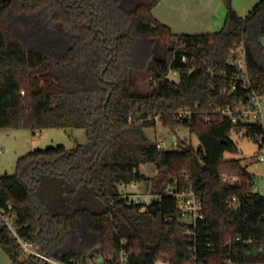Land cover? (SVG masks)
Returning <instances> with one entry per match:
<instances>
[{
    "label": "trees",
    "instance_id": "trees-1",
    "mask_svg": "<svg viewBox=\"0 0 264 264\" xmlns=\"http://www.w3.org/2000/svg\"><path fill=\"white\" fill-rule=\"evenodd\" d=\"M159 3L0 0V130L83 129L89 141L19 158L13 175L0 176V214L60 264H264V196L250 192L239 161L223 158L238 151L232 133L264 149V124L222 114L239 118L253 92L264 96V0L245 17L223 0V27L199 36L173 35L152 15ZM139 76L150 77L146 92L135 88ZM155 117L198 146L158 151L143 130ZM222 173L238 181L227 186ZM141 182L159 197L144 211L120 192ZM169 191L195 192L203 219L184 222ZM0 247L11 264H36L4 226Z\"/></svg>",
    "mask_w": 264,
    "mask_h": 264
},
{
    "label": "rangeland",
    "instance_id": "rangeland-1",
    "mask_svg": "<svg viewBox=\"0 0 264 264\" xmlns=\"http://www.w3.org/2000/svg\"><path fill=\"white\" fill-rule=\"evenodd\" d=\"M221 1L223 2V0ZM260 1L261 0H231V4L234 11L240 17H245ZM262 44L264 47V39L262 40ZM235 62L239 68L242 70L245 69L240 50L236 53ZM167 78L173 83L179 82L177 73L170 72ZM149 80V76L136 77L135 88L138 92H146L148 90ZM154 122L155 124L153 127L143 129L144 133L147 138L153 142L161 140L164 143L165 151L177 149L182 141L195 148L198 146L196 136L189 134L188 131L178 130L176 134H173L161 125L158 117L154 119ZM230 139L235 144L238 151L237 153L225 152L223 158L225 160L239 161L241 167L251 177L250 192L264 196V160L260 161L261 157L264 159V153L259 149L261 139L258 138L256 141H252L243 137L242 133H232ZM88 143L86 131L83 129H45L35 134L27 129L0 130V176L13 175L17 160L34 150H45L58 146L70 150L76 146H86ZM139 172L149 179L156 176V168L150 164H141L139 166ZM220 178L221 182L224 184L238 181L236 173H222ZM223 178L226 181H224ZM126 190L134 192L130 187H127ZM136 192L146 198V200L151 199L150 184L148 182L138 183ZM184 222L190 223L187 219H185ZM0 264H11L9 257L1 247ZM88 264L99 263L95 260Z\"/></svg>",
    "mask_w": 264,
    "mask_h": 264
},
{
    "label": "built area",
    "instance_id": "built-area-1",
    "mask_svg": "<svg viewBox=\"0 0 264 264\" xmlns=\"http://www.w3.org/2000/svg\"><path fill=\"white\" fill-rule=\"evenodd\" d=\"M182 61L185 62V58H183ZM222 114L230 118L233 124H237L238 122L237 120L240 119V120H243L249 123L263 125L264 124V96L258 95L253 92L250 96L249 103L245 107L240 109V111H238L239 118H236L235 113L229 109L222 111ZM186 115H187V112L185 111L179 110L177 112V116L179 118L186 117ZM155 144H156V149L158 151H164V143L161 140L156 141ZM261 151L262 153H264V149H262ZM263 160H264L263 157H261L260 161H263ZM223 180L226 181L224 178ZM231 184H234V183L229 182L228 184H225V185L229 186ZM127 187H130L131 189H133L134 192L127 191L126 190ZM120 189H121L120 191L121 198L125 200L126 204L127 205L141 204L142 206L141 211H144L148 206H150L152 201L159 200V197H154L151 195H150L151 199L146 200V198L142 197L140 194L136 192V189H137L136 183H132L126 186L120 185ZM169 194L175 195L172 191H169ZM175 197L178 200V208L180 210L181 217L183 220L187 219L188 221H190V223H195L196 221L203 219L201 199L199 196L195 194V192L191 191L187 194L175 195ZM0 226H4L10 232V234L12 235V237L17 242L20 249L26 256H32L41 263L44 262L48 264H60V263H57L49 259L42 253H40L39 248L34 243L21 239L18 236L17 232L15 231V228L13 226V218L11 215L0 214ZM154 264H169V263L165 260L159 259L155 261ZM192 264H199V263L193 262ZM224 264H236V263H234L230 259H227Z\"/></svg>",
    "mask_w": 264,
    "mask_h": 264
},
{
    "label": "crops",
    "instance_id": "crops-1",
    "mask_svg": "<svg viewBox=\"0 0 264 264\" xmlns=\"http://www.w3.org/2000/svg\"><path fill=\"white\" fill-rule=\"evenodd\" d=\"M152 15L173 35L199 36L218 32L226 10L221 0H160Z\"/></svg>",
    "mask_w": 264,
    "mask_h": 264
},
{
    "label": "water",
    "instance_id": "water-1",
    "mask_svg": "<svg viewBox=\"0 0 264 264\" xmlns=\"http://www.w3.org/2000/svg\"><path fill=\"white\" fill-rule=\"evenodd\" d=\"M63 44H64V46L66 47V43H63ZM39 252L42 253V249H41V247H39ZM102 261H103L102 258H98V259H97V262H98L99 264H100ZM36 264H44V263H41V262H39L38 260H36Z\"/></svg>",
    "mask_w": 264,
    "mask_h": 264
}]
</instances>
